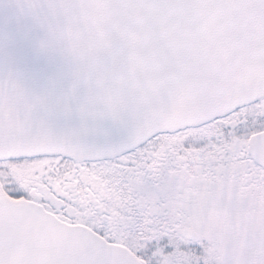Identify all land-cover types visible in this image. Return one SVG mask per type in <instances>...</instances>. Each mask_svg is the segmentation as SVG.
I'll return each instance as SVG.
<instances>
[{
  "label": "snow or ice",
  "instance_id": "snow-or-ice-1",
  "mask_svg": "<svg viewBox=\"0 0 264 264\" xmlns=\"http://www.w3.org/2000/svg\"><path fill=\"white\" fill-rule=\"evenodd\" d=\"M0 264H264V0H0Z\"/></svg>",
  "mask_w": 264,
  "mask_h": 264
}]
</instances>
